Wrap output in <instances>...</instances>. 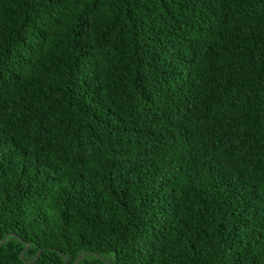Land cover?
Listing matches in <instances>:
<instances>
[{
    "label": "trees",
    "instance_id": "16d2710c",
    "mask_svg": "<svg viewBox=\"0 0 264 264\" xmlns=\"http://www.w3.org/2000/svg\"><path fill=\"white\" fill-rule=\"evenodd\" d=\"M6 237L0 264H264V0H0Z\"/></svg>",
    "mask_w": 264,
    "mask_h": 264
},
{
    "label": "water",
    "instance_id": "95a60500",
    "mask_svg": "<svg viewBox=\"0 0 264 264\" xmlns=\"http://www.w3.org/2000/svg\"><path fill=\"white\" fill-rule=\"evenodd\" d=\"M7 237H8V236H7ZM7 237H6V238L0 243V245L3 244V243H5ZM40 253H41V251L36 255V258L34 259V261H36V260L39 258ZM23 254H24V252L21 253V258H22V260H24V259H23ZM91 255H93V254H92V253H88V254H85V255L80 256V257L77 259V261L75 262V264H78V262H79L82 258H84V257H86V256H91ZM95 255L99 257V255H97V254H95ZM67 264H69V263H67ZM109 264H110V263H109Z\"/></svg>",
    "mask_w": 264,
    "mask_h": 264
}]
</instances>
